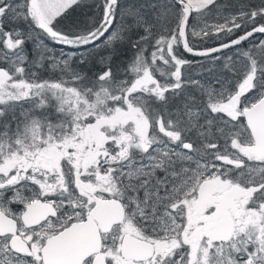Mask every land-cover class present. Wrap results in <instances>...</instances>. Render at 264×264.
<instances>
[{
    "label": "snow or ice",
    "instance_id": "1",
    "mask_svg": "<svg viewBox=\"0 0 264 264\" xmlns=\"http://www.w3.org/2000/svg\"><path fill=\"white\" fill-rule=\"evenodd\" d=\"M261 34L264 0H0V264H264Z\"/></svg>",
    "mask_w": 264,
    "mask_h": 264
},
{
    "label": "trees",
    "instance_id": "2",
    "mask_svg": "<svg viewBox=\"0 0 264 264\" xmlns=\"http://www.w3.org/2000/svg\"><path fill=\"white\" fill-rule=\"evenodd\" d=\"M221 2H224V0H221ZM233 2H238V0H233ZM209 23H222L223 21H218L215 20L214 18H209L208 19ZM240 33H236L235 35H239ZM234 37V36H233ZM232 37V38H233ZM221 39H224V37H219V38H211L208 40L201 41L200 38L195 39V43L198 48H204V47H209L215 44H218ZM255 39H264V34L258 35ZM192 39L190 38V43H192ZM46 43L49 44V46L54 49L57 53H59L61 50L64 52H71L74 49H72L70 46H64L60 45L58 43L52 42L51 40L46 41ZM249 47V42H243L242 43V48L247 49ZM29 51L31 52L33 45L31 43L28 44ZM235 48L232 49H227L224 50L222 53H219L217 55H232V53L235 51ZM105 50H101L98 56L104 55ZM179 53L182 56V58L189 60L192 62L191 67L185 66L184 69H182V72H184L185 75L191 76L194 79H203L208 77V73L206 71L207 68L212 67V63L210 61V58H205V57H194L191 55H188L187 53L184 52L182 47L179 49ZM132 51L128 47H122L121 48V54L119 57L114 59V63L119 65L121 69L124 67V62H126L128 59L131 58L132 56ZM223 63V60L217 62V67H219ZM89 68L92 69V71H98L101 67L98 57L95 61L90 63L88 65ZM39 75L41 76L42 79H55L56 76L49 71L45 69H41L39 71Z\"/></svg>",
    "mask_w": 264,
    "mask_h": 264
},
{
    "label": "water",
    "instance_id": "3",
    "mask_svg": "<svg viewBox=\"0 0 264 264\" xmlns=\"http://www.w3.org/2000/svg\"><path fill=\"white\" fill-rule=\"evenodd\" d=\"M235 38V37H234ZM216 46H218V44H215V45H212V46H209V47H216ZM204 48H207V47H204ZM183 49V48H182ZM202 49V48H201ZM224 50H227V49H224ZM223 50V51H224ZM187 54H189V55H191V56H194V57H200V56H195V55H193V54H191V53H187Z\"/></svg>",
    "mask_w": 264,
    "mask_h": 264
}]
</instances>
